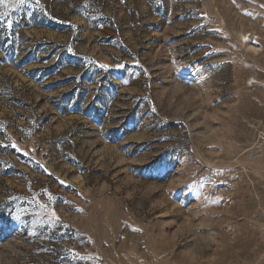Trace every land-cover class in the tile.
<instances>
[{"label":"rangeland","instance_id":"obj_1","mask_svg":"<svg viewBox=\"0 0 264 264\" xmlns=\"http://www.w3.org/2000/svg\"><path fill=\"white\" fill-rule=\"evenodd\" d=\"M0 13V264H264V0Z\"/></svg>","mask_w":264,"mask_h":264},{"label":"snow or ice","instance_id":"obj_2","mask_svg":"<svg viewBox=\"0 0 264 264\" xmlns=\"http://www.w3.org/2000/svg\"><path fill=\"white\" fill-rule=\"evenodd\" d=\"M19 3L21 5H24V4H27L28 3V0H19ZM37 3H39V0H37ZM8 4V0H0V5H7ZM7 15V13H0V20H3V18ZM6 26L8 28H11L13 26V21L11 20H7L6 21ZM100 67H107L106 65H100ZM118 67H123V65H118ZM13 148H16L17 146L15 144L12 145ZM17 150L19 151V149L17 148ZM63 183V182H62ZM49 199H52L51 196H49ZM40 207L42 208H46L47 206L46 205H40ZM51 219L54 220V221H59V217L56 215L55 211L52 210L50 214ZM16 220H19V216L15 217ZM8 223L6 221H0V231L4 230L6 227H8ZM138 230V229H137ZM75 255H78L75 254ZM83 259V257H81Z\"/></svg>","mask_w":264,"mask_h":264}]
</instances>
